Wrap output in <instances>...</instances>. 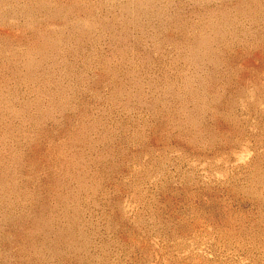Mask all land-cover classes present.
I'll return each instance as SVG.
<instances>
[{"label":"rangeland","instance_id":"obj_1","mask_svg":"<svg viewBox=\"0 0 264 264\" xmlns=\"http://www.w3.org/2000/svg\"><path fill=\"white\" fill-rule=\"evenodd\" d=\"M0 264H264V0H0Z\"/></svg>","mask_w":264,"mask_h":264}]
</instances>
